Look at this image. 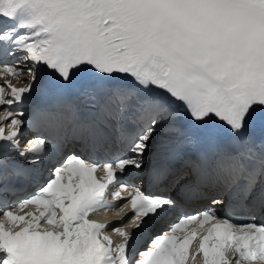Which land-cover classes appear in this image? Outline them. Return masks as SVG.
Masks as SVG:
<instances>
[{
    "label": "snow or ice",
    "instance_id": "obj_1",
    "mask_svg": "<svg viewBox=\"0 0 264 264\" xmlns=\"http://www.w3.org/2000/svg\"><path fill=\"white\" fill-rule=\"evenodd\" d=\"M0 109V264H264V0H0Z\"/></svg>",
    "mask_w": 264,
    "mask_h": 264
}]
</instances>
